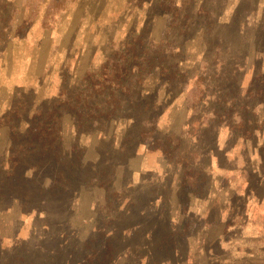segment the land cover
Here are the masks:
<instances>
[{
    "label": "rangeland",
    "instance_id": "374dc122",
    "mask_svg": "<svg viewBox=\"0 0 264 264\" xmlns=\"http://www.w3.org/2000/svg\"><path fill=\"white\" fill-rule=\"evenodd\" d=\"M0 264H264V0H0Z\"/></svg>",
    "mask_w": 264,
    "mask_h": 264
}]
</instances>
